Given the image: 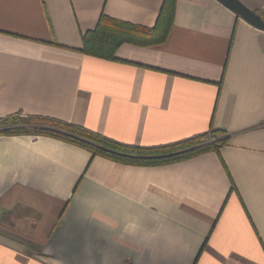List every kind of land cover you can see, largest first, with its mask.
<instances>
[{
  "label": "crops",
  "instance_id": "obj_1",
  "mask_svg": "<svg viewBox=\"0 0 264 264\" xmlns=\"http://www.w3.org/2000/svg\"><path fill=\"white\" fill-rule=\"evenodd\" d=\"M240 1L264 19V0ZM163 2L0 0V119L142 147L228 138L137 165L0 135V264H264V30L218 0H177L165 42L122 44L117 60L81 51L103 12L153 27Z\"/></svg>",
  "mask_w": 264,
  "mask_h": 264
},
{
  "label": "trees",
  "instance_id": "obj_2",
  "mask_svg": "<svg viewBox=\"0 0 264 264\" xmlns=\"http://www.w3.org/2000/svg\"><path fill=\"white\" fill-rule=\"evenodd\" d=\"M177 0H164L155 26L148 27L110 17L104 12L97 27L83 37L81 51L86 55L117 60L116 51L125 43L151 46L165 42L174 23ZM46 135L89 150L93 156H104L116 162L137 165H158L183 160L208 152L219 151L227 143L221 131L210 130L202 135L155 147L125 144L110 137L66 121L39 115L10 114L0 119V135ZM216 133H221L217 135ZM211 135L214 141L205 142Z\"/></svg>",
  "mask_w": 264,
  "mask_h": 264
},
{
  "label": "water",
  "instance_id": "obj_3",
  "mask_svg": "<svg viewBox=\"0 0 264 264\" xmlns=\"http://www.w3.org/2000/svg\"><path fill=\"white\" fill-rule=\"evenodd\" d=\"M224 6L234 11L237 15L243 18L245 21L254 25L257 28L264 30V19L254 10H251L244 5L240 0H218Z\"/></svg>",
  "mask_w": 264,
  "mask_h": 264
},
{
  "label": "built area",
  "instance_id": "obj_4",
  "mask_svg": "<svg viewBox=\"0 0 264 264\" xmlns=\"http://www.w3.org/2000/svg\"><path fill=\"white\" fill-rule=\"evenodd\" d=\"M214 140H215V138L212 137L211 135H209V136H207V137L205 138V142H211V141H214Z\"/></svg>",
  "mask_w": 264,
  "mask_h": 264
}]
</instances>
